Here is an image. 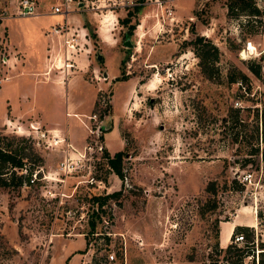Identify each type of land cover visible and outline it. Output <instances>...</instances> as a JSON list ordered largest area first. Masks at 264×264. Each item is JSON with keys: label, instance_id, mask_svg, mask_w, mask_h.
I'll return each mask as SVG.
<instances>
[{"label": "rangeland", "instance_id": "obj_1", "mask_svg": "<svg viewBox=\"0 0 264 264\" xmlns=\"http://www.w3.org/2000/svg\"><path fill=\"white\" fill-rule=\"evenodd\" d=\"M133 1L139 9L123 24L134 5L74 0L70 13L86 27L65 20L76 41L72 65H53L60 35L42 77L28 72L41 26L63 14L2 19L0 0V131L29 137L43 159L36 181L0 185V264H200L215 227L234 215L222 233L244 221L264 240V73L253 71L258 57L237 56L246 39L264 45L263 11L256 0ZM6 26L21 45L20 72L2 62ZM195 36L218 49L211 78L198 65ZM104 149L123 151L121 176ZM211 179L215 195L204 190ZM117 190L101 205L93 200Z\"/></svg>", "mask_w": 264, "mask_h": 264}, {"label": "trees", "instance_id": "obj_2", "mask_svg": "<svg viewBox=\"0 0 264 264\" xmlns=\"http://www.w3.org/2000/svg\"><path fill=\"white\" fill-rule=\"evenodd\" d=\"M247 4L249 3L247 2ZM138 9L139 5H134L132 10H127L125 16L120 19V22L126 24L130 20V16L136 13ZM250 11L257 12V8L252 5ZM132 28V24L127 25L126 32L129 33ZM91 35L92 37L95 36L94 33H91ZM190 42L198 58V65L201 72L204 73L207 78H211L213 72L216 70L215 62L218 57L217 47L211 44L209 40H203L201 36H195ZM259 69L260 63H256L255 68H253L254 73L257 74ZM123 75L124 72L120 69V76H116L115 79H121ZM261 122L262 131L264 132V118ZM251 130L253 134L257 135V123H254ZM237 135L238 131H235L234 136L236 137ZM261 149L263 152L264 138ZM257 151L258 145H255L250 148L249 154H255ZM122 153V150H117L110 156L107 150L104 149L103 151L106 162L118 176L122 175L120 170V158ZM42 160V156L35 150L29 137L6 134L0 131V185L2 187H20L22 184H29V182L32 183L36 181L40 176L39 172L41 170ZM32 174H34V177ZM224 189L225 186L222 190ZM204 190L211 195H215L217 193L215 179L208 180L204 186ZM118 194L119 190L111 191L102 196H94L93 200L98 205H101L106 198L115 197ZM224 220H228V218H224ZM88 224L91 229L94 228V221L90 220ZM218 233L219 229L215 227L213 242L209 244V248L201 258L200 264H264V240L256 234L257 240L255 241V232L252 226L242 224L234 225L229 241L223 246L219 245ZM235 233L242 234L243 239L241 244L233 241ZM187 257L188 260L194 259L193 254H188Z\"/></svg>", "mask_w": 264, "mask_h": 264}, {"label": "crops", "instance_id": "obj_3", "mask_svg": "<svg viewBox=\"0 0 264 264\" xmlns=\"http://www.w3.org/2000/svg\"><path fill=\"white\" fill-rule=\"evenodd\" d=\"M12 1H14V0H10V2H12ZM56 3H57V0H37V12H36V14H32V15H16V16L17 17H20V16L39 17L43 13H46V12L48 14H50V15H54L56 13H60V12H51L50 11L51 6L56 4ZM10 7H11V4L10 5L7 4L6 7L4 8V9H7V10L4 11V14H3L4 16H2V19L11 18V17L5 16V15L11 16L10 14H6V12H8V13L10 12V10H11ZM45 8H46V11H44ZM71 10L72 9H70V11ZM70 11L66 12L65 14L62 13L63 17H61L62 19L60 18L61 20L58 19V21H57L55 19L52 22H50L48 25H46V23H45L43 26H41V27H43V31H44L42 35H44L45 38L42 39L43 43L41 44L39 52L37 53L36 65H33V68H29V71H28L29 74H32L34 76L35 75H39V76L41 75L42 77H46L43 74L45 73V69H46L47 53L49 52L50 48L53 49V48L56 47L57 42L61 38L60 35L53 34V33H48V32L45 31V29H49L51 27V25L54 24L55 22H62L64 20H66V22H70V20H73L74 21L73 25H74L75 29H77V28L78 29L79 28L80 29H84L86 27L84 25H81V16L79 14H77V13H75V15H74L73 13H70ZM17 17H15V18H17ZM3 30L5 32V41H4L5 48H6L5 50L7 51L8 56H6L4 54V52H2V55H3L2 60L4 61V63H6L9 66L8 67L9 70L11 68L10 71L15 69V70L20 72V69L23 67V58H20L19 56L15 55V51L19 50V48L21 46L20 44L16 43L12 39V36H13V33L15 32V30L11 31V29L9 30L7 28V26ZM94 30L96 32L97 38H99V40H101V36H103L102 29H99V27L96 26V29H94ZM5 50H3V51H5ZM50 72L51 71L47 72L48 75L50 74ZM0 124H4V120H2L0 122ZM234 218H235V215L232 217L231 220L224 221V222H222L219 225L218 241H219V245L220 246L225 245L229 241V237H230V234L232 232V229H233L234 225H236V224H246V222H244V221H241V222L239 221V222L234 223V225H232V226H231V224H229L230 226H223V233H222V224L230 223V222H232V220H234ZM251 226H254V225H251ZM67 262H68V260H67ZM65 264H69V263H65Z\"/></svg>", "mask_w": 264, "mask_h": 264}, {"label": "built area", "instance_id": "obj_4", "mask_svg": "<svg viewBox=\"0 0 264 264\" xmlns=\"http://www.w3.org/2000/svg\"><path fill=\"white\" fill-rule=\"evenodd\" d=\"M74 0H60V2L54 4L51 6L50 11L51 12H60V13H66L70 11L71 5ZM7 4H11V10L8 14L10 15H32L36 14L37 12V0H14L10 2V0H7ZM134 5L133 0H111V5L114 7H120L124 8L127 5ZM256 6L263 11L264 13V0H256L255 1ZM97 6V5H95ZM5 8V7H4ZM6 9L2 11L4 13ZM168 13V10H167ZM4 16V15H3ZM69 31L68 26L65 23V20L62 22H55L51 25L48 33H53L57 35H62L61 45L63 49V55L59 57L57 60L59 63H54L55 68L65 67V69H68L72 63L70 62V57L72 48L75 47L76 41L73 37H66V33ZM73 34V33H71ZM57 44H60V40L57 42ZM57 45V46H58ZM237 56L239 58H246V57H258L260 59V69L264 73V45L262 47H258V43H254L251 39H246L242 46L237 51ZM260 56L262 58H260ZM2 62H4L2 60ZM237 84L240 85V81H237ZM238 101H235L237 103ZM88 150H90L92 147L90 144L86 145ZM100 149V146L97 147ZM34 177V174H33ZM242 234L241 233H235L233 236V241L241 242L242 241ZM107 259L112 260L114 258V253L112 250L107 251Z\"/></svg>", "mask_w": 264, "mask_h": 264}, {"label": "water", "instance_id": "obj_5", "mask_svg": "<svg viewBox=\"0 0 264 264\" xmlns=\"http://www.w3.org/2000/svg\"><path fill=\"white\" fill-rule=\"evenodd\" d=\"M123 43H124L125 45H130V42L128 41L127 38L124 39ZM96 58H97V59L100 58V53H99V52L96 53ZM103 75H104V76L106 75L105 72H103Z\"/></svg>", "mask_w": 264, "mask_h": 264}]
</instances>
